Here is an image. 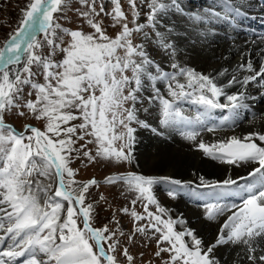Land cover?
Wrapping results in <instances>:
<instances>
[{
  "label": "snow or ice",
  "instance_id": "snow-or-ice-1",
  "mask_svg": "<svg viewBox=\"0 0 264 264\" xmlns=\"http://www.w3.org/2000/svg\"><path fill=\"white\" fill-rule=\"evenodd\" d=\"M257 18L264 22V6L255 0L19 6L0 40V264H264V111L253 103L264 100V36L251 41L255 57L240 40L245 21ZM197 45L225 63L197 70L188 63ZM242 122L250 130L236 134ZM137 129L177 133L247 174L184 179L125 168L139 163ZM204 131L233 134L205 143ZM95 165L108 169L102 179L79 178ZM160 184L172 201H200L210 224L225 217L211 240L172 215L155 192ZM104 186L131 207L112 208ZM101 205L111 208L106 223L97 222ZM118 214L130 218L128 231ZM137 245L150 251L133 252Z\"/></svg>",
  "mask_w": 264,
  "mask_h": 264
},
{
  "label": "bare ground",
  "instance_id": "bare-ground-1",
  "mask_svg": "<svg viewBox=\"0 0 264 264\" xmlns=\"http://www.w3.org/2000/svg\"><path fill=\"white\" fill-rule=\"evenodd\" d=\"M185 2H194L196 5H199L200 3L206 4L208 0H183L184 6L187 7L185 5ZM256 21L257 20H255V25H258ZM251 22L252 20H248L245 21V24H247L249 27H252ZM258 37L259 36L257 37L250 36V30L245 31L240 35L241 42L244 41L248 42V46L252 49V54L254 57H255L256 45L251 44V41L256 40L257 43H259V40L257 39ZM197 53H200L199 45L195 47L194 52L190 56V64L196 67L197 70L199 71L210 72L211 70L219 68L222 64L225 63L224 61H215L216 66L210 67L209 65L214 61L212 60L211 55L206 52L200 54ZM234 59L235 58H232L230 62H234ZM253 103L258 104V106L255 104V108L258 111H264V100L257 98V100L254 101ZM185 113L187 114L186 110ZM242 123L238 128L240 131H237L236 134H240L242 132H247L250 130L249 125H246L245 128H243ZM223 132L215 134L213 132L204 131L200 133L198 139L202 138L204 142L211 143L219 139H222L221 137H225L233 134L232 132H226V131ZM227 133H232V134H227ZM209 136H216V137L208 138ZM142 139L143 136L139 137L138 140L141 142ZM142 145L144 146L145 153L147 154L152 152L149 150H155V155H153L150 159L145 155V153H141V154L136 153L137 156L139 157V164L141 168L145 171V174L173 175L178 178L182 177L184 179H193V173H196L197 175H204L208 179H223L225 178V175H227L224 172L225 171L224 167L215 165L211 161V159H205L204 158L205 156L202 154V151L200 150L196 151L195 147L192 148L191 142L184 140L177 133L168 135L166 137H162V139L157 137V139H155V142L146 141L142 143ZM223 165L227 166L226 164ZM218 172L221 175L218 176ZM246 174H247V169L242 167L239 169L236 168V170L232 171L229 175H231L233 178H236L237 176H242ZM185 197L186 196H182L181 199L183 200ZM188 201L190 202L191 200L188 199ZM226 202L236 203V204L240 203L238 199H232V198H230ZM169 203L178 214L181 213L183 214L190 227L196 229V231L201 236L204 237L206 242L211 240L212 237L216 234L219 224L222 223L223 219L225 218V217H221L219 222L211 223V224L207 222L204 218L202 219V221L196 222L197 216L195 210L192 208L190 209V206H187L183 201H178V202L170 201ZM188 208L190 209L189 211H187Z\"/></svg>",
  "mask_w": 264,
  "mask_h": 264
},
{
  "label": "rangeland",
  "instance_id": "rangeland-1",
  "mask_svg": "<svg viewBox=\"0 0 264 264\" xmlns=\"http://www.w3.org/2000/svg\"><path fill=\"white\" fill-rule=\"evenodd\" d=\"M25 2H26V0H4V3H0V40H3L5 38L6 33L10 32L12 30V28L16 25L17 18H18V15H19V6H23ZM5 3L7 5L6 7L4 6ZM185 5L187 6V8H199L200 6L203 7L205 5V3L204 4L200 3L199 5H196V4H194V2H185ZM72 26H75V25H72ZM84 30L85 31L88 30L87 25H84ZM108 31H109V34H111L114 30L112 28H109ZM157 58H159V57H157ZM188 63L190 64V59L188 60ZM209 66L210 67H215L216 66L215 61H213ZM252 91L255 94V89H252ZM188 106H190V105H188V104H184L183 105L184 109H187L189 111V107ZM155 116H156V113L154 112L153 116L149 117V119H151L154 124L156 123ZM11 122L17 128L21 127V121L20 120L13 118L11 120ZM29 122L30 123H35L37 126H40L39 122H35V121H29ZM242 124H243L242 125L243 128H245V126L248 125L247 122H243ZM238 128L239 127L236 128L235 132L240 131ZM226 132H229V131H226ZM216 133L218 134V133H221V132H215V134ZM223 133H225V132H223ZM227 134H232V133H227ZM136 136H137V144L135 146V151H136V153H139V154L145 153L144 146L142 145V143H144L146 141L155 142V139H157V136L153 135L149 130H146V129H137ZM141 136H143V139H142L143 142L141 141L142 143L138 140L139 137H141ZM210 137H216V136H209L208 138H210ZM159 138L162 139V137H159ZM221 138H223V137H221ZM205 143H209V142H205ZM191 146H192V148L195 147L193 144ZM89 147H92V145H89ZM195 149H196V151L199 150L196 147H195ZM149 151H152V152L149 153V154L145 153V155L150 159L153 155H155V150H149ZM204 158L205 159H211L209 157H204ZM211 161L215 165L224 167V169H225L224 172L227 175H229L232 171H235L236 168H237L235 166H232V167H230L228 165L225 166L221 162L214 161L212 159H211ZM125 168L136 170V171H139V172L145 174V171L141 168L139 163L138 164H133V165H130V166L129 165H125ZM240 168H242V167H240ZM237 169H239V168H237ZM107 171H108V169L104 168L102 165L89 166V167H86V168L82 167L81 170H80L79 178L86 179V178H90L92 176H95L98 179H102ZM219 175H221V174L218 172V176ZM227 175H225V177ZM158 186L161 188V190H160V188ZM166 187L167 186L164 185V184L157 185V187L155 186V192H156L158 198L160 199V201L164 205H166V206L170 207L171 209H173V212H172L173 216L179 215L169 203L172 200H170L165 194ZM99 191L105 192V194L110 195V202L112 204V208H115L117 206L127 205V201L124 198L119 197L118 195L115 196V198H111L112 194L109 193V190L107 189L106 186L101 187L99 189ZM185 198L183 200L180 198L179 200H177V202L178 201H183L187 206H190V209L191 208L194 209L195 213H196V216H197V221L196 222L202 221V219L204 218L203 217L204 209L202 207H200L199 205L191 204L188 201V199H189L188 197H185ZM127 206L131 207V205H127ZM136 207H137V209L139 211H142V208H140L139 205H137ZM104 208H107L108 210L107 211L101 210V209H104ZM190 209L188 208L187 211H189ZM97 211L99 212V216L97 217V222L98 223H106L107 220L111 216V208H108L107 205H101V208L97 209ZM118 218L121 219V227L125 231H128L132 227V223H131V220H130L129 217L123 216V214H118ZM177 227H179V226L177 225ZM151 250H154V244L152 245V249ZM139 251H144L147 254L150 251V249L149 248H141L139 245H137L136 247L133 248V252H137L138 253Z\"/></svg>",
  "mask_w": 264,
  "mask_h": 264
}]
</instances>
